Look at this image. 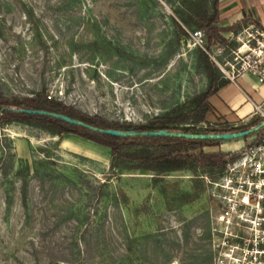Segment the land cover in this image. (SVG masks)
Here are the masks:
<instances>
[{"label": "rangeland", "instance_id": "obj_1", "mask_svg": "<svg viewBox=\"0 0 264 264\" xmlns=\"http://www.w3.org/2000/svg\"><path fill=\"white\" fill-rule=\"evenodd\" d=\"M214 1L0 0V96L45 90L125 126L227 128L201 115L211 79H225L191 32L230 52L254 23L209 38L200 21ZM256 135L127 145L120 157L36 122L0 124V264H216L210 189L220 170L162 158L174 148L227 161Z\"/></svg>", "mask_w": 264, "mask_h": 264}, {"label": "built area", "instance_id": "obj_2", "mask_svg": "<svg viewBox=\"0 0 264 264\" xmlns=\"http://www.w3.org/2000/svg\"><path fill=\"white\" fill-rule=\"evenodd\" d=\"M191 39L209 54L225 80L235 82L249 74L264 86V30L261 27L252 24L246 28L237 37L239 45L230 52L219 43L213 44L210 47L213 50L209 51L202 29H194ZM253 104L252 118L226 125L230 132L264 122V100ZM254 133L255 139L232 152V158L211 183L212 235L222 245L216 264H264V125Z\"/></svg>", "mask_w": 264, "mask_h": 264}, {"label": "trees", "instance_id": "obj_3", "mask_svg": "<svg viewBox=\"0 0 264 264\" xmlns=\"http://www.w3.org/2000/svg\"><path fill=\"white\" fill-rule=\"evenodd\" d=\"M220 21L219 18V0H215L213 4V13L210 15H203L201 17V24L207 28L209 38H218L221 42L224 39L220 36L219 32L221 29L216 26ZM227 80L222 81L220 84L215 85L211 79L210 88L203 94V103L205 108L202 111V117L206 116L209 112L208 99L211 95L215 94L217 90L225 85ZM22 109H33V110H46L49 112H55L70 116L72 118L78 119L81 122L89 124L94 127L99 128H113L121 130H159V129H169L166 125L159 123L160 118H156V124L152 127L146 126H133V125H121L115 122H109L103 120L99 117L89 116L80 110L75 109L72 106L65 105L62 101L53 98L45 90L38 92L32 97L25 96H0V124L9 123L11 121L20 122H36L48 131L55 133L57 135L73 134L80 136L87 140H90L96 144L108 147L111 149L112 154L115 156L126 157V154L122 152V148L127 145L143 144L146 146H153L158 142H168V143H188L191 140L186 138H175V137H151V136H132V137H119L97 132L95 130L89 129L82 125H75L68 123L64 120L50 117L47 115L39 114H29ZM201 117V118H202ZM184 116L183 119H186ZM247 128L246 126L244 127ZM210 133H220V132H230L228 128L212 129ZM213 141V140H207ZM176 150L172 148L166 155L163 156V160L167 162H172L174 169H183L187 167L189 161H192L195 166L207 167L209 169H219L222 170L226 164V157L229 154H205L201 152L200 154H176Z\"/></svg>", "mask_w": 264, "mask_h": 264}, {"label": "crops", "instance_id": "obj_4", "mask_svg": "<svg viewBox=\"0 0 264 264\" xmlns=\"http://www.w3.org/2000/svg\"><path fill=\"white\" fill-rule=\"evenodd\" d=\"M219 18L216 24L224 40L233 39L241 26L254 23L264 30V0H219ZM264 100V86L249 74L235 82L221 86L208 99L207 116L219 117L226 125L240 123L252 118L253 102ZM239 150L243 146H237ZM240 147V148H239Z\"/></svg>", "mask_w": 264, "mask_h": 264}, {"label": "water", "instance_id": "obj_5", "mask_svg": "<svg viewBox=\"0 0 264 264\" xmlns=\"http://www.w3.org/2000/svg\"><path fill=\"white\" fill-rule=\"evenodd\" d=\"M20 111L29 113V114H39V115H47L50 117L58 118L64 120L68 123L75 125H82L89 129L95 130L97 132H101L108 135L119 136V137H132V136H151V137H175V138H186V139H195V140H233L239 139L250 134H253L255 131L259 130L263 125V123L258 124L255 127H250L241 131L236 132H220V133H189V132H181V131H171L168 129H159V130H121V129H113V128H99L94 127L84 122L79 121L78 119L72 118L70 116L49 112L46 110H33V109H22Z\"/></svg>", "mask_w": 264, "mask_h": 264}]
</instances>
